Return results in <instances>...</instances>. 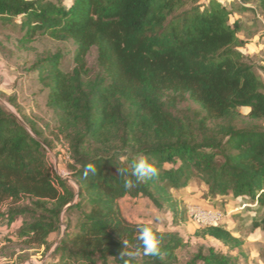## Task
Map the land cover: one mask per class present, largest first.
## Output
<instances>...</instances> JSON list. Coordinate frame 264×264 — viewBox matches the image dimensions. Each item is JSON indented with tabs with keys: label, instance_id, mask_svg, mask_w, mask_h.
<instances>
[{
	"label": "trees",
	"instance_id": "1",
	"mask_svg": "<svg viewBox=\"0 0 264 264\" xmlns=\"http://www.w3.org/2000/svg\"><path fill=\"white\" fill-rule=\"evenodd\" d=\"M235 2L0 0V23L16 27L22 43L47 35L76 47L68 70L61 52L33 66L57 115L56 135L68 141L74 184L48 155L53 140L0 99V217L7 228L21 220L0 234V249L15 248L6 264H23L41 250L51 251L41 264H123L121 238L132 250L138 241L121 199L144 198L179 221L187 209L175 193L194 179L210 199H252L243 208L252 205V225L264 230V80L240 50L247 43L241 21H231L233 13L253 9L264 17V0ZM94 48L95 69L88 61ZM121 157L129 164L147 158L158 178L126 189L117 175L126 166ZM88 163L97 171L85 178ZM63 224L53 247L51 235ZM163 233L164 259L145 257L141 264H242L203 246L180 262L184 237ZM196 235L231 250L242 245L221 224Z\"/></svg>",
	"mask_w": 264,
	"mask_h": 264
},
{
	"label": "rangeland",
	"instance_id": "2",
	"mask_svg": "<svg viewBox=\"0 0 264 264\" xmlns=\"http://www.w3.org/2000/svg\"><path fill=\"white\" fill-rule=\"evenodd\" d=\"M63 1L69 5L73 0ZM221 1L236 4L235 0ZM200 2L207 3L208 0H200ZM235 20L241 21L240 36L247 41L240 50L251 58L256 72L264 80V17L258 10L253 9L233 13L231 21ZM75 48L71 40H55L47 35L38 36L28 43H22L16 27L0 23V93L4 96L0 99L22 121L26 124V121L34 122L49 139L53 140L54 147L47 146L48 155L57 173L63 178H68L73 184L75 182L70 178L68 169L70 161L68 141L63 135H56L57 115L47 104L48 89L39 80V72L33 66L39 57L61 52L64 55V68L68 70L74 64ZM88 61L95 69V48L88 55ZM241 110L244 114H248L250 107H242ZM175 195L180 205L187 209L186 218L179 221L174 220L170 211L163 212L144 198L125 197L121 199L120 204L128 221L150 223L158 230L177 232L183 236L184 245L177 251L180 262L188 260L203 246L206 250L213 247L217 251L232 255L242 264H264V230L254 228L252 225L254 220L252 205L243 208L244 202L254 204L252 199L247 197L241 199L232 194L218 195L216 199H210L207 195V187L196 179L191 180L189 185L177 191ZM196 206L224 212V217L218 224L224 225L234 236L239 237L242 245L231 250L215 237L197 236L196 231L201 226L191 218L189 212L190 208ZM20 225L21 220L7 228V221L0 217V234L14 231ZM65 227L63 224L61 230L51 235L53 247L63 236ZM14 249L13 247L0 249L1 264L12 262L10 258ZM16 249H19L18 245ZM46 258H48L47 254L42 255L41 250L32 257V260L41 264ZM25 263L26 261L23 264Z\"/></svg>",
	"mask_w": 264,
	"mask_h": 264
},
{
	"label": "clouds",
	"instance_id": "3",
	"mask_svg": "<svg viewBox=\"0 0 264 264\" xmlns=\"http://www.w3.org/2000/svg\"><path fill=\"white\" fill-rule=\"evenodd\" d=\"M121 163L126 166L118 167L117 175L125 178L124 186L126 189L138 187L140 184L148 180H155L159 176V170L147 158L133 157L129 164L124 157H121ZM83 171L85 178H87L89 174L94 175L97 168L94 163H88ZM135 227L138 244L134 250H132L128 240L121 238L122 251L119 257L123 260V264H141L145 257L163 260V231L154 229L150 223L137 222Z\"/></svg>",
	"mask_w": 264,
	"mask_h": 264
},
{
	"label": "built area",
	"instance_id": "4",
	"mask_svg": "<svg viewBox=\"0 0 264 264\" xmlns=\"http://www.w3.org/2000/svg\"><path fill=\"white\" fill-rule=\"evenodd\" d=\"M189 212L191 218L201 227L218 224L225 214L216 209H206L199 206L190 208Z\"/></svg>",
	"mask_w": 264,
	"mask_h": 264
},
{
	"label": "water",
	"instance_id": "5",
	"mask_svg": "<svg viewBox=\"0 0 264 264\" xmlns=\"http://www.w3.org/2000/svg\"><path fill=\"white\" fill-rule=\"evenodd\" d=\"M68 207V206H67ZM66 207V208H67ZM61 240H62V238H60L58 241H57V243L55 244V246H57L60 242H61ZM51 253V251L50 252H48L47 253V256H49V254ZM47 259V258H46ZM45 261V260H44ZM30 263H35L32 259H29V260H27L26 261V263L25 264H30Z\"/></svg>",
	"mask_w": 264,
	"mask_h": 264
}]
</instances>
